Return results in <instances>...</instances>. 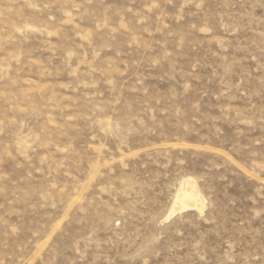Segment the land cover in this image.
Wrapping results in <instances>:
<instances>
[{
    "label": "rangeland",
    "instance_id": "1",
    "mask_svg": "<svg viewBox=\"0 0 264 264\" xmlns=\"http://www.w3.org/2000/svg\"><path fill=\"white\" fill-rule=\"evenodd\" d=\"M0 264H264V0H0Z\"/></svg>",
    "mask_w": 264,
    "mask_h": 264
},
{
    "label": "bare ground",
    "instance_id": "2",
    "mask_svg": "<svg viewBox=\"0 0 264 264\" xmlns=\"http://www.w3.org/2000/svg\"><path fill=\"white\" fill-rule=\"evenodd\" d=\"M206 198L202 196L195 181L192 178H186L180 187V190L175 196L174 206L171 208L167 219L173 216L178 211H183L187 208L195 207L204 210Z\"/></svg>",
    "mask_w": 264,
    "mask_h": 264
}]
</instances>
